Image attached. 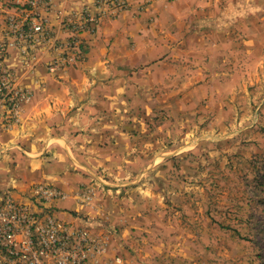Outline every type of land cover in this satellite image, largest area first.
<instances>
[{
	"label": "crops",
	"instance_id": "crops-1",
	"mask_svg": "<svg viewBox=\"0 0 264 264\" xmlns=\"http://www.w3.org/2000/svg\"><path fill=\"white\" fill-rule=\"evenodd\" d=\"M12 2L0 0V44L13 40L7 35ZM49 2L50 11L40 9L39 14L64 40L67 34L60 17L78 21L85 6L93 5V0ZM160 4L149 5L139 15L124 10L116 17H99L94 31L78 34L77 61L56 74L48 73L44 64L57 51L39 46L36 61L24 65L19 49L7 48L5 63L29 95L19 103L16 122H0V191L29 204L34 184L60 189L63 198L49 203L57 218L75 224L88 218L86 225L104 245L91 264H145V247L136 238L141 231L152 233L142 224H151L157 215L149 205L161 194L158 183L149 180L145 189L140 188L149 196L126 197L117 189L102 192L92 179L104 171L115 181L113 186L140 183L144 172L163 170L160 158L165 164L173 156L185 155V144L161 146L164 137L159 132L146 140L140 130L142 119L159 106L171 115L186 114L188 89L181 96L175 89L190 75L179 76L175 61L189 56L215 58L226 47L225 31L218 40L197 36L192 47L191 24L180 18L190 6ZM206 65L201 70H209L210 63ZM229 81L220 86L230 85ZM201 85L205 95L220 87L208 79ZM153 90L159 96L152 98ZM83 184L92 188L88 202L76 195Z\"/></svg>",
	"mask_w": 264,
	"mask_h": 264
},
{
	"label": "rangeland",
	"instance_id": "rangeland-1",
	"mask_svg": "<svg viewBox=\"0 0 264 264\" xmlns=\"http://www.w3.org/2000/svg\"><path fill=\"white\" fill-rule=\"evenodd\" d=\"M123 1L122 11L137 15L153 3L187 4L180 18L191 24L192 47L197 36L218 40L224 31L226 47L215 58L175 61L179 76L190 75L175 89L180 96L188 89L186 114L159 106L142 119L146 140L159 132L161 146L185 144V155L160 158L163 170L144 172L140 183L113 186L104 171L92 182L126 197L149 196L140 188L158 183L161 194L149 205L157 215L142 224L152 233L136 238L145 264H264V0ZM207 79L230 85L205 95Z\"/></svg>",
	"mask_w": 264,
	"mask_h": 264
},
{
	"label": "built area",
	"instance_id": "built-area-1",
	"mask_svg": "<svg viewBox=\"0 0 264 264\" xmlns=\"http://www.w3.org/2000/svg\"><path fill=\"white\" fill-rule=\"evenodd\" d=\"M13 13L8 15V37L0 44V122H16L19 103L29 95L14 79L6 63L7 48L15 45L24 65L36 61L37 47L57 53L45 62L48 73L56 74L77 61L81 49L78 34L94 31L102 15L116 17L126 7L123 0H93L85 6L77 21L60 17L59 24L66 39L52 32L39 10L50 11L49 0H12ZM19 16V18H17ZM30 203L16 201L9 191H0V264H91L104 250L93 235L88 218L79 224L57 218L53 200L63 198L60 189L49 184H34L30 188ZM82 202L92 198V188L79 186L76 194Z\"/></svg>",
	"mask_w": 264,
	"mask_h": 264
}]
</instances>
